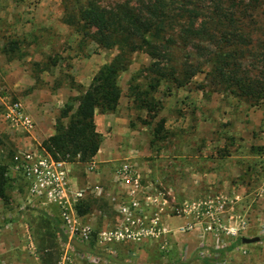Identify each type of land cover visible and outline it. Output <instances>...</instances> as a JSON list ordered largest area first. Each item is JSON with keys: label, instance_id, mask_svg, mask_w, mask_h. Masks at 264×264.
<instances>
[{"label": "rangeland", "instance_id": "obj_1", "mask_svg": "<svg viewBox=\"0 0 264 264\" xmlns=\"http://www.w3.org/2000/svg\"><path fill=\"white\" fill-rule=\"evenodd\" d=\"M18 1L24 2L28 9L21 16L16 15L19 17L16 23L0 21V39L6 52L10 42L17 43V50L9 55L20 61V73L0 72V98L24 104L37 129L32 135L0 131V164L7 166L9 179L7 199L0 200V262L116 264L79 252L72 246L66 248L68 240H79V232L71 236L70 228L61 220L58 196L54 199L43 192H30V179L24 173H11L9 167L17 150L44 153L40 145L55 126L64 105L87 89L99 69L119 50L101 49L89 40H82L81 35L63 23L62 0ZM17 2L12 0V4ZM43 5L51 9L52 20L47 23L36 20L37 14L42 17L37 9ZM230 5L231 2H226L224 6ZM250 6L246 5L252 13L249 18L252 25L264 27V0L253 8ZM188 53L190 49L183 46L175 49L177 66L185 62L195 66L199 62L195 57L189 59ZM128 59L130 64L118 77L121 96L116 110L106 115L95 114L96 131L101 134L102 143L93 163H65L63 181L74 193L83 195L72 204L76 211L72 221L75 228L77 225L88 228V241L123 264H201L200 259L212 255L210 250L229 246H234L233 250L216 264H264V185L259 183L264 178V99L251 106L225 93L213 92L206 80L210 70L207 64L182 87L161 82L147 96L154 99L157 109L148 113L145 105L138 107L139 103L129 97L128 87L148 90L151 75L146 68L151 60L143 52L131 53ZM72 105L71 113H74L77 102L73 101ZM160 120L162 130L157 136L154 130ZM249 138L262 143L254 146L259 147L257 153L261 156L257 164L247 162L249 153L253 152ZM240 160L247 162L249 195L238 203L226 201L216 216L219 222L194 218L193 229L179 231L182 224L167 222L174 218L171 216L164 220L168 232L159 239L107 241L100 237L103 229L114 230V225L122 222L121 207L130 209L131 200L116 175L123 165H135L146 186L171 188L179 199L199 200L220 191L205 189V169L211 167L210 162L216 167L223 164L235 170ZM84 204H90V209L82 217L77 207ZM142 208L145 212L153 211ZM134 212L140 215V211ZM231 214L239 217L232 223L227 220H231ZM49 217L57 218L58 225ZM253 237H259L260 241L241 243V238ZM162 246L166 249H161Z\"/></svg>", "mask_w": 264, "mask_h": 264}, {"label": "trees", "instance_id": "obj_2", "mask_svg": "<svg viewBox=\"0 0 264 264\" xmlns=\"http://www.w3.org/2000/svg\"><path fill=\"white\" fill-rule=\"evenodd\" d=\"M261 1L62 0L64 24L72 27L82 40L101 49H118L119 54L99 69L87 89L68 100L55 122L54 134L41 143V150L55 161H93L102 143L95 114L106 115L116 110L121 96L118 77L130 64L128 55L134 52H143L150 58L146 69L151 77L148 90L129 86V97L139 103L138 107L145 105L148 113L157 109L154 99L147 96L161 82L182 87L207 64L210 70L206 80L213 92L225 93L251 106L259 104L264 99V27L252 25V13L246 5L253 8ZM226 2L231 5L225 7ZM179 46L189 48L188 58L195 57L199 62L195 66H188V62L177 66L174 52ZM17 48L16 42H10L7 51L15 53ZM73 101L77 108L71 113ZM161 123L162 120L154 130L157 136ZM6 173L7 166L0 164V200L7 199ZM89 209L90 204L79 205L77 213L83 217ZM49 219L58 225L57 218ZM58 231L64 238L63 232ZM70 245L79 252L123 264L98 251L93 241L71 240ZM233 248L210 250L212 255L200 259V263L216 264Z\"/></svg>", "mask_w": 264, "mask_h": 264}, {"label": "built area", "instance_id": "obj_3", "mask_svg": "<svg viewBox=\"0 0 264 264\" xmlns=\"http://www.w3.org/2000/svg\"><path fill=\"white\" fill-rule=\"evenodd\" d=\"M0 119L6 126L13 130H21L25 134L32 135L36 131V124L24 113V106L20 101L9 102L6 109L0 112ZM11 173L24 175L30 179L28 189L32 193H44L49 198L56 199L61 209V220L67 228H70L71 236L75 231L79 232L80 242H88L89 229L72 223L76 217V201L82 199V192L74 193L67 182L63 181L66 175L65 162L55 161L50 156L39 151L17 150L12 156ZM118 179L126 189L125 195L129 197L130 209L121 207L123 213L122 222L114 225V230H102L99 234L102 239L116 240H140L144 238L159 239L168 232L164 220L166 217L184 219L211 218L219 222L220 209L224 200L218 196H205L196 200L191 198L179 199L174 191L169 188H156L146 186L143 176L135 165H123L117 170ZM61 195V196H60ZM64 197V198H63ZM142 206L153 211L145 212ZM132 209V210H131ZM140 211L136 215L134 211ZM169 210V211H168ZM172 217V218H173ZM216 217V218H214ZM195 224L190 221L179 227V231L191 230ZM70 240L66 242V248L70 247ZM161 249H166L162 246Z\"/></svg>", "mask_w": 264, "mask_h": 264}, {"label": "crops", "instance_id": "obj_4", "mask_svg": "<svg viewBox=\"0 0 264 264\" xmlns=\"http://www.w3.org/2000/svg\"><path fill=\"white\" fill-rule=\"evenodd\" d=\"M17 2V0H15ZM25 2L27 1H31V0H24ZM39 9H37V13L42 14L38 15L36 17L37 19H40L42 21H45L46 23L51 21L52 19L49 18L50 13H51V9L46 7V6H39ZM28 7L25 5V3H20L19 1L17 3L12 4V0H0V18L2 20H0L2 23L5 24H10V23H16L17 19L19 17H17L16 15L20 13H25L27 11ZM44 15V17H43ZM13 16V17H12ZM13 18V19H12ZM4 41H2L0 39V72H4L7 74L10 73L11 75H17L19 74V64L20 61L14 57V56H10L9 52H6L3 47H4ZM9 103L8 100H2L0 98V112L6 109L7 104ZM24 106V104H23ZM24 113L27 114L29 116V118H31L33 120V122L36 124V121L34 120L32 114L30 115L27 111V109L24 106ZM4 129H7L10 133H14L17 135L20 134H24L23 131L21 130H13L10 129L6 126V124L0 119V131H3ZM54 134V127H52L49 130V135L47 136L50 137L51 135ZM46 138V139H47ZM250 142L248 145H251L250 147H253V152L249 153L250 156L247 157V162L254 164V163H258L260 160L259 156L260 154L257 153L259 151V147L258 149L255 148L257 147L256 145H262V143L257 142L255 139L249 138ZM244 147H246L245 143ZM255 146V147H254ZM252 149V148H251ZM215 153L221 154V151L219 150V152H217L216 150L214 151ZM98 154V153H97ZM96 154V155H97ZM96 157V156H95ZM94 157V158H95ZM220 158H224V156H220ZM236 159H241L240 157L236 158ZM242 159H245L244 157ZM211 161V160H210ZM244 160H240L237 163H239V165L235 166V170H230L228 165H223L221 164L220 166L216 167V164L213 162H210L209 165H211V167L206 168L205 169V177H206V191L209 190L208 192L211 191H216V190H220L215 194H212V196H218L220 199L224 200V203L227 201L232 202V201H236L235 203H238L239 201H242L244 199H246L248 197V192H247V182L246 180H248L246 173H248L247 170V163ZM93 163V161L91 162ZM252 169V167H251ZM236 178L234 180L233 177ZM260 185H264V178L262 180H260ZM262 188L260 187V190ZM207 196V195H206ZM209 196V195H208ZM205 197V196H204ZM237 216H235L234 214H231V220L229 218H227L228 222L232 223V221H234V218H236ZM239 218V217H237ZM169 221V223L173 222L174 224H182L184 225L187 222L192 221L191 219H184V218H180L178 219L177 217H174L173 219L167 220V222ZM236 221V219H235ZM181 225V226H182Z\"/></svg>", "mask_w": 264, "mask_h": 264}, {"label": "water", "instance_id": "obj_5", "mask_svg": "<svg viewBox=\"0 0 264 264\" xmlns=\"http://www.w3.org/2000/svg\"><path fill=\"white\" fill-rule=\"evenodd\" d=\"M260 241L259 237H253V238H241L242 244H253Z\"/></svg>", "mask_w": 264, "mask_h": 264}]
</instances>
